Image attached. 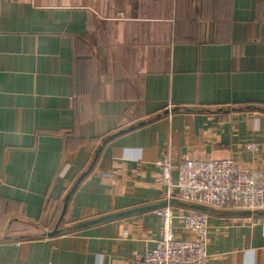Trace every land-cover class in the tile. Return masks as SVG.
Returning a JSON list of instances; mask_svg holds the SVG:
<instances>
[{
  "label": "crops",
  "instance_id": "obj_1",
  "mask_svg": "<svg viewBox=\"0 0 264 264\" xmlns=\"http://www.w3.org/2000/svg\"><path fill=\"white\" fill-rule=\"evenodd\" d=\"M163 158L264 173V0H0V264H140ZM202 212L264 264V215Z\"/></svg>",
  "mask_w": 264,
  "mask_h": 264
},
{
  "label": "built area",
  "instance_id": "obj_2",
  "mask_svg": "<svg viewBox=\"0 0 264 264\" xmlns=\"http://www.w3.org/2000/svg\"><path fill=\"white\" fill-rule=\"evenodd\" d=\"M158 166L165 204L156 211L161 219V236L153 248L144 251L140 264L207 263L208 214L201 210L177 214L173 212L176 201L213 211L264 213V173L242 171L233 159L174 165L163 158ZM174 220L180 221L188 238L176 237Z\"/></svg>",
  "mask_w": 264,
  "mask_h": 264
},
{
  "label": "water",
  "instance_id": "obj_3",
  "mask_svg": "<svg viewBox=\"0 0 264 264\" xmlns=\"http://www.w3.org/2000/svg\"><path fill=\"white\" fill-rule=\"evenodd\" d=\"M196 208L199 209V210H201V211H202V210H203V211L206 210V209L203 208V207H198V206H197ZM250 214H251V215H264L263 212H262V213H261V212H253V213H252V212H247V211L244 212V215H250Z\"/></svg>",
  "mask_w": 264,
  "mask_h": 264
}]
</instances>
